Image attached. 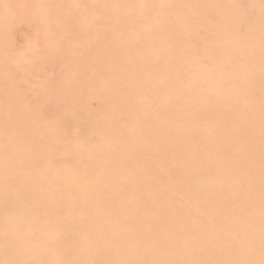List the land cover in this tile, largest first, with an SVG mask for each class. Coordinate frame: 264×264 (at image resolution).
<instances>
[{
	"label": "rangeland",
	"instance_id": "374dc122",
	"mask_svg": "<svg viewBox=\"0 0 264 264\" xmlns=\"http://www.w3.org/2000/svg\"><path fill=\"white\" fill-rule=\"evenodd\" d=\"M0 264H264V0H0Z\"/></svg>",
	"mask_w": 264,
	"mask_h": 264
}]
</instances>
